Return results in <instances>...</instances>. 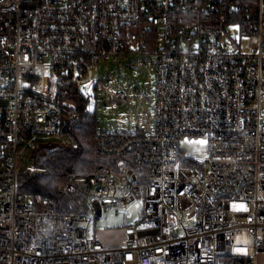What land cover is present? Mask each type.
<instances>
[{
	"label": "built area",
	"instance_id": "2783aa9c",
	"mask_svg": "<svg viewBox=\"0 0 264 264\" xmlns=\"http://www.w3.org/2000/svg\"><path fill=\"white\" fill-rule=\"evenodd\" d=\"M143 53L156 58L155 128L98 132L113 164L71 170L32 204L20 175L75 146L73 93L102 85L125 102L101 62ZM183 135L208 138L204 161L179 151ZM129 207L121 243H105L96 220ZM261 253L264 0H0V264H262Z\"/></svg>",
	"mask_w": 264,
	"mask_h": 264
},
{
	"label": "rangeland",
	"instance_id": "374dc122",
	"mask_svg": "<svg viewBox=\"0 0 264 264\" xmlns=\"http://www.w3.org/2000/svg\"><path fill=\"white\" fill-rule=\"evenodd\" d=\"M102 75L112 76L115 89L126 91L127 98L123 103H117L111 98L110 91L104 86H98L96 91H87L89 98L87 107L96 111L97 131L107 132H134L143 130L148 132L155 128L156 110L155 96L157 89L156 58L152 53L130 54L122 58L119 63L101 62ZM89 95V96H88ZM51 143H41L43 148L53 146ZM179 151L189 155L197 161H204L209 155V141L204 135H183L178 141ZM45 149L39 150L41 157ZM32 161V159H31ZM30 160L26 162L29 164ZM37 171H43L45 165L37 163ZM31 202V200L29 199ZM131 212V217L125 215ZM139 209L129 207L127 209L109 211V221L101 218L95 222L99 235L108 244L121 243L119 228L136 219ZM93 228V227H92ZM260 263H264V253L259 255Z\"/></svg>",
	"mask_w": 264,
	"mask_h": 264
},
{
	"label": "trees",
	"instance_id": "16d2710c",
	"mask_svg": "<svg viewBox=\"0 0 264 264\" xmlns=\"http://www.w3.org/2000/svg\"><path fill=\"white\" fill-rule=\"evenodd\" d=\"M80 95L76 92L72 95L76 109L79 111L78 117L69 126L75 146L49 152L43 171L34 174L24 171L20 175L19 188L30 197L32 204H37L43 197H54L57 186L65 183L69 171H89L97 162L109 165L118 158L98 152L96 111L87 107L89 102L87 97L83 100L75 98Z\"/></svg>",
	"mask_w": 264,
	"mask_h": 264
}]
</instances>
